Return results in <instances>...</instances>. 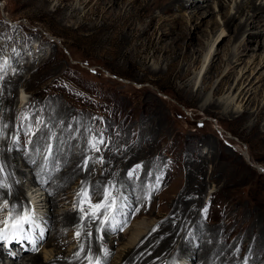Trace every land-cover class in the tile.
I'll list each match as a JSON object with an SVG mask.
<instances>
[{
	"label": "rangeland",
	"instance_id": "1",
	"mask_svg": "<svg viewBox=\"0 0 264 264\" xmlns=\"http://www.w3.org/2000/svg\"><path fill=\"white\" fill-rule=\"evenodd\" d=\"M213 1L208 4L214 8V14L204 20L206 26L202 27L206 30L202 36L205 44L195 41L193 46L197 52L193 55L183 44L161 45L157 34L127 39L125 30L115 27L111 21L115 20L114 14L108 15L106 25L102 24L103 15L96 0H0V82L17 70L23 72L16 90L20 104L15 103L14 113L10 114L9 129L13 141L15 135H21V139L16 145L11 144L13 151H7L15 153V158H10L9 162L29 206L14 216L10 209L12 197L0 196V238L5 222L20 218L26 210L34 212L29 215L22 234L29 243L22 244L26 250L32 247L31 251L23 252L14 243L11 258L5 255L0 241L3 253L0 264L17 263L21 254L39 256L41 264H48L58 255L68 258L77 255L83 243L87 244L89 235L95 233L90 226L81 224V219L86 221L90 217L75 216L80 209L77 200L83 182L73 179L64 201L50 207L47 205L50 193L32 178L34 166L37 172L40 170L38 165L35 161L29 162L30 166L24 165V157L17 152L29 147L39 129L43 130L38 128V120L44 122L59 116L63 121H59L58 128L66 133L70 144L64 141L66 137L59 139L60 147L54 150V158H48L49 146L45 143L36 156L38 162L52 172L48 182H57L55 173L66 172L67 165L57 170L55 162L51 161H56L67 148L74 156L80 152L91 155L89 164L100 174L114 159L107 173L111 174L112 167L119 166V174L130 181L119 198L105 203L103 211L107 213L99 224L103 233L98 229L99 235L94 234L113 249L108 253L103 251V256L89 264L131 263L129 259L123 261L130 248L168 221L172 210L167 205L176 202L189 183L194 187L196 180L206 184V192H194L189 201L200 203L192 208L195 207L193 212L201 218L202 225L226 231L227 219L239 210L248 211L252 207L263 230L258 249L264 250V144L260 138L264 137V68L258 66L262 51L252 54L251 50L243 63L233 64L235 72L228 75L225 59L229 57L231 45L239 38L224 25V14L229 11V15H236L237 6L246 4L247 0H222L225 7L221 12ZM42 3L47 5L42 7ZM158 14V11L154 13ZM189 15L186 14L191 18ZM241 20L245 21L246 16ZM252 20L255 18L250 16V32L257 31L256 24L263 27L264 20ZM149 21L148 17L140 22L135 20L138 31L145 29ZM216 22L218 33L213 26ZM196 24L197 21L193 23ZM212 31L214 33L209 35ZM218 36L221 37L217 39ZM230 36L234 37L229 43ZM213 39L217 41L209 48ZM222 39L227 43L224 42L225 46H221ZM217 49L223 60H216L219 70L210 72ZM155 63L163 67V71H154ZM211 77V81L203 82L204 78ZM228 77L230 81L226 82ZM2 90L1 84L0 94ZM210 104L215 106L212 113L207 110ZM261 110L257 118L255 114ZM49 124L54 127L53 121ZM81 132H84L82 137ZM112 138L120 147L130 143L129 149L115 152L110 160L103 161L97 157L98 143L110 147ZM90 144L94 149L91 150ZM196 155L207 159L201 179L193 169L198 167ZM34 176L42 180L48 178ZM138 184L143 190L136 189ZM233 200L235 203L231 202ZM52 213L57 225L52 221ZM65 213L68 215L64 216ZM242 214L248 217L247 213ZM241 224L234 230L243 228ZM94 225H98V220ZM22 227L20 224L16 229L13 225L8 230L21 234ZM228 233L223 235L222 243H226ZM190 248L198 251L200 244L194 241ZM186 256L190 254L179 257L175 264H193ZM130 259L136 263L134 258Z\"/></svg>",
	"mask_w": 264,
	"mask_h": 264
},
{
	"label": "bare ground",
	"instance_id": "2",
	"mask_svg": "<svg viewBox=\"0 0 264 264\" xmlns=\"http://www.w3.org/2000/svg\"><path fill=\"white\" fill-rule=\"evenodd\" d=\"M96 1L102 11L104 21V23L102 24L106 25L108 15L111 17L114 14L115 20L112 19L111 21H113L115 27H120L125 30L127 39H134L137 36L139 37L141 35L146 37H153V35L157 34L158 40L161 45H167L170 42L176 46L183 44L185 47L184 49L192 51L193 55H195L197 52V50L193 46V44H195V41H198L200 45L205 44V41L202 40V36L206 32V30L202 28L206 23L204 20L208 18V16L213 15L215 11L212 5L208 4V2L211 0H194L192 3H190L188 0ZM258 1H260L259 4H257ZM215 2L220 8L219 12L224 11L223 9L225 6L222 0H214L213 4ZM45 5L47 4H41L42 7H44ZM236 10V15H229V11L225 12L224 14V25L231 31H233L232 33H234V36L236 38H239V41L237 43L236 39V41H234L235 43L231 45V50L230 52L228 51L230 53L228 54L229 57L225 59V66L229 71L228 75H233V73L235 72L236 66H233V64L243 63L245 61L243 58L247 57L251 50L252 54H256L257 51H262L259 55L260 61L258 63V66H262V68H264V25L263 27H260L259 24H256L257 31L250 32L252 26L248 23L250 21V16L254 17L258 22H260L259 19L264 20V0H247L246 4L238 5ZM156 11L159 12L158 15H154ZM187 13L190 14L189 16L191 18L186 16ZM244 16H246V20L242 21L241 18ZM146 17L150 18V21L148 24L146 23L147 25L145 29H142V31L139 32V28L137 29L135 20L140 22ZM187 17L188 19H186ZM199 20L200 23H198ZM235 20H239V22H235ZM255 20H252L251 22ZM196 21L197 24L194 26L193 23H196ZM213 26H215V31L216 33H218V23H213ZM82 27L83 25L81 26V28ZM100 31H103V27L100 28ZM212 33H214V31L210 32L209 35H211ZM100 36L102 38V35H99V37ZM220 37L221 36H218L217 39H219ZM230 37L231 39L229 43L233 38L232 36ZM217 39H213L210 45L208 43L207 45L210 46L208 47H213ZM121 41L123 42L124 39H122ZM224 42L225 39H222L221 43ZM225 43L221 46H225L227 44ZM253 43L257 44V47L255 46L256 48L252 46ZM218 53L219 50L217 49L210 64V72H217L219 70L218 66L220 65L216 63V60L223 59L221 56H219ZM218 62L220 63V61ZM152 68L154 71L158 72L159 70H162L163 67H160L158 63H155L153 64ZM22 75L23 72L21 70H17L11 76H6L0 82V85L2 84L3 88L2 94H0V138L2 137V140L0 139V196L5 197L10 195V197H12L13 203L10 209L13 210L14 216H17L16 214L19 215V213L24 209L29 208V206H27L28 204L23 198L22 187H20L19 183L17 182L16 172L9 162L10 158H15V153L7 151H13V147L11 144H15V142L19 143L21 139V135H15L13 141V134L9 135V129L11 123L10 114L14 113L13 111L15 103L16 105L20 104V94L19 92L17 93L16 90L19 85V79L23 78ZM204 80L206 82L208 80L209 82L212 80V77L206 79L204 78L203 82ZM228 81H230V77L227 78L226 82ZM247 103L248 105L251 104V100L249 102L247 101ZM214 108L215 106L210 104L207 110L212 113V111H214ZM262 111L263 110H261L260 112H256L255 115H257V118L261 116ZM61 115L63 116V114ZM61 120L62 118L60 116L58 118L48 119L47 121L44 120V122L43 120H38V122L41 124H38V128H43V130L41 131L39 129V133L37 134L38 136L34 138L33 143L30 144L29 147L23 148V150L18 149L17 152L20 153L22 158L24 157L23 159L25 160L22 161L24 165L30 166L31 164H29V162L31 161H35V163L38 165V168L40 170H38L37 172L34 166L35 171L32 178L36 183H41L42 187H44V189L46 188V190L50 193V197L47 203V205H50V207L54 208L58 205V203H62L64 201V195L68 194L66 193V191L70 187L71 181L73 179H78L83 182V188L81 189L82 192L78 197L79 199L77 200V204L79 206L78 208L80 209L76 212V215H74H83L90 217V219L86 221L84 219H81V224L86 227L90 226V230L99 235L98 229L101 231V225H99L100 220L103 221V215L107 213L106 211H103L105 203L108 200L110 202H114V199L119 198L123 189L128 187V184L130 183L129 180L125 179L119 174V166L112 167L113 169H111V174L107 173L110 164L114 163V159L111 158L114 154H116L115 152H126L127 149H129L130 143L126 144L124 147H120L116 145V142L113 138L109 143L110 147H103L100 145L101 143H98L99 147L96 150L98 153L97 157L103 159V161H107L110 159L112 160V162L104 167L102 174L97 173L89 164V157L91 155L87 153L82 154V152H80L78 156H74L72 154V151L67 148L64 154L59 153L60 155L57 156L58 158L56 159V161H51V163L55 162L57 170L61 168V166L67 165L68 167L66 172L61 170V172L55 173L54 178H56L55 180H57V182H55L54 180L48 182L51 179L52 172L50 171V168L45 167L43 163H39L36 156L41 147L45 145V143H47L49 146L48 158L53 157L54 150L59 149V139L64 140L66 137V133L60 131V129L58 128L59 121ZM49 121H53L54 127L52 125L50 126ZM253 129L255 130V126H253ZM112 130L115 131L116 128H112ZM83 133L84 132L80 133L81 137L83 136ZM260 138L262 143L264 144V137L260 136ZM49 140L51 142H49ZM56 141L58 142V145ZM64 141L67 144H70L67 140V137ZM73 145H75V143ZM68 146L70 147V145ZM90 146L91 150L94 149L92 144H90ZM93 152H95V150L92 151V154ZM195 159L196 162H198V167H193V169L194 171H197L198 178L201 179L202 175L205 173L204 171L206 170L205 163L207 159H202L198 155L195 156ZM71 160H73V162H71ZM119 160H122V158L120 157ZM125 169H127V167ZM36 174L48 178L46 180H42L40 178H36L34 176ZM199 181L200 180H196L197 184L194 187V184L189 183L188 186L184 189L181 197H179L178 200L176 199L177 203L174 202V205H167V207L172 210L171 216L168 221L164 225L154 228V230L146 235L145 238L137 246L134 245L133 247H131L128 252V256L125 257L124 260L122 259L124 262L129 259L131 263L125 262V264H175L177 259L179 257L181 258V256H185V254H190V257H186L190 258V261H192L193 264H264V250L258 249V245H261L262 243L263 230L259 228L260 225L258 224V216L254 213V210L251 209L252 207L249 208L248 211L245 209H243L242 211L239 210L238 213L234 215V217H231V219H227V228L225 229L226 231L220 230L218 228L212 229L204 226L200 221L201 218L199 219L197 213L193 212L195 210V207L192 208V205L197 206L198 204L200 205V203L198 202L194 204L193 201H189L191 195L194 192H197L199 194H203L206 192V184H203V182L201 184V182ZM1 185L4 187H2ZM135 187L137 190H143L140 184ZM69 197L70 196H68V198ZM231 202L235 203L234 200ZM236 203H238V200L236 201ZM114 212L115 211L109 213L108 218H110ZM242 213H247L248 217L244 218ZM53 214L54 213H52V221L55 225H57V218L54 217ZM66 215L68 214L65 213L64 216ZM95 220H98V225H94ZM241 222H243V228H237L236 230H234V228L240 226L239 224H241ZM14 226L17 229V225ZM241 231L245 232L241 233ZM17 232L18 231L15 230V233L13 234V229H10V231L8 230V235L10 236V238H12L13 235L14 237H17ZM227 232H229L226 235L228 236V239L226 240V243H222V239L225 237L223 235H225V233ZM18 234L20 233L18 232ZM94 234L89 235V238L86 242L87 244L83 243L82 249L78 251L79 253L77 255H71L68 258H65L63 255H58V257L56 256L57 258H55L48 264H89L91 261H94L100 256H103V251L108 253L113 249L111 244L105 243L103 238L98 237ZM194 241L196 244H200V248L198 251H194L192 248H190V244ZM234 241L237 242L234 244ZM11 245H13V243ZM22 255L23 254L19 255L20 262L17 261V263L15 262L13 264L42 263V259L39 256ZM130 258H134L136 263L131 261ZM1 260H3V253L0 250V261ZM23 260L24 262L21 263ZM122 264L124 263L122 262Z\"/></svg>",
	"mask_w": 264,
	"mask_h": 264
}]
</instances>
